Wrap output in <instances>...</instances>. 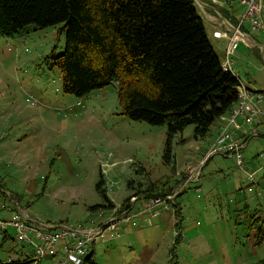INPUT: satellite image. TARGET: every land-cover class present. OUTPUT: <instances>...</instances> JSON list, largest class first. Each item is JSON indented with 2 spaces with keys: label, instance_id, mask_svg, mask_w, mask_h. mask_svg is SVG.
<instances>
[{
  "label": "rangeland",
  "instance_id": "obj_1",
  "mask_svg": "<svg viewBox=\"0 0 264 264\" xmlns=\"http://www.w3.org/2000/svg\"><path fill=\"white\" fill-rule=\"evenodd\" d=\"M234 6L239 18L242 7ZM196 7L223 60L222 17L207 9L215 18L210 20ZM61 26L29 24L12 35L0 34V218L20 214L30 226V240L43 244V233L54 223L102 228L105 239L93 248L99 264H264V241L256 244L255 231L248 233L246 228L255 208L264 215V127L243 150L244 170L233 157L206 158L218 120L204 138L195 137L194 125L177 133L168 161L167 125L126 116L117 82L82 97L63 91L62 74L51 58L52 51L65 50ZM259 43L262 46H248L242 41L234 61L242 79L264 90V40ZM202 161L197 184L178 193L180 176ZM247 172L255 173L253 182ZM102 173L108 196L118 208L135 191L129 182L138 187L139 182L156 181L166 188L164 193H176L175 204L162 206L159 216L152 218L155 211L144 207L146 196L138 195L128 212L134 216L120 225L119 236H111L108 221L115 211L89 210L105 203L96 187ZM180 221L178 230L175 224ZM9 229L13 238L0 237V260H17L31 251L32 264L34 246L19 243L15 230ZM67 242L54 241L58 254L44 258L43 264H70Z\"/></svg>",
  "mask_w": 264,
  "mask_h": 264
},
{
  "label": "trees",
  "instance_id": "obj_2",
  "mask_svg": "<svg viewBox=\"0 0 264 264\" xmlns=\"http://www.w3.org/2000/svg\"><path fill=\"white\" fill-rule=\"evenodd\" d=\"M196 6L195 0H0V34L12 35L29 24L62 25L65 50L52 51L51 58L62 74L63 91L82 97L117 82L126 116L167 125L164 156L170 161L177 133L194 125L195 137L204 138L239 96L240 77L223 67ZM102 175L96 187L105 203L90 206L91 211L116 208ZM139 184L128 183L135 191L118 209L130 206L133 196L166 192L156 181ZM252 217L246 228L255 231L260 245L264 215L255 208ZM94 253L83 264H99ZM31 262L30 252L12 264Z\"/></svg>",
  "mask_w": 264,
  "mask_h": 264
},
{
  "label": "built area",
  "instance_id": "obj_3",
  "mask_svg": "<svg viewBox=\"0 0 264 264\" xmlns=\"http://www.w3.org/2000/svg\"><path fill=\"white\" fill-rule=\"evenodd\" d=\"M237 2L242 7L240 17L235 23L228 19H222L225 29L220 32V38L225 41L224 59L222 65L226 70H230L239 76L235 69L234 55L242 41L247 45L256 44L251 39V31H264V0H195L196 5L209 16L207 9L212 6L227 5ZM217 5H215V4ZM219 9V8H218ZM219 11V10H217ZM219 13V12H218ZM258 46H262L261 44ZM264 46V45H263ZM238 100L232 109L220 118V124L212 146L206 154V158L222 154L226 157H234L237 165L241 169H245L243 150L247 146L249 140L253 136L260 135L258 125L264 124V90L256 89L251 83L244 81L240 77V85L238 86ZM258 123V125L256 124ZM205 161L189 172L182 174L179 178V190L186 191L191 185L197 184L202 174V166ZM248 179L253 182L254 172H247ZM199 186H197L198 188ZM108 188V187H107ZM200 190V187H199ZM133 196L130 200V206L118 209H112L115 212L110 217L108 224L111 228V236L120 235V225L123 222H130L134 215H128L132 209L133 203L138 199ZM176 198V193H165L151 197H143L145 201L144 207L155 211L151 215L155 218L159 216L158 212L161 207L172 206ZM100 210V209H99ZM107 222V221H106ZM120 222L119 225L116 223ZM10 227L15 230V238L19 243L32 244L35 248V257L32 264H43V259L48 256H55L58 251L52 248L54 241L58 238L68 239L66 249L69 250L67 260L70 264H82L83 257L89 253L90 248L101 240L105 239L106 232L99 227H90L88 224H81L76 227L71 225L54 223L50 229L43 233L47 238V243L31 241L28 236L29 225L24 223L20 214L10 219L0 218V235H9L12 233ZM77 239V241H75ZM11 261L2 262L0 264H12ZM64 260H60L57 264H64Z\"/></svg>",
  "mask_w": 264,
  "mask_h": 264
},
{
  "label": "crops",
  "instance_id": "obj_4",
  "mask_svg": "<svg viewBox=\"0 0 264 264\" xmlns=\"http://www.w3.org/2000/svg\"><path fill=\"white\" fill-rule=\"evenodd\" d=\"M207 1H211V0H207ZM237 2H234V3H232V4H227V5H219L218 7H215V6H212L211 5V8H209V9H212V10H214L216 13H218L219 12V14H220V16L222 17V19H228V20H230L231 21V19L232 20H234V19H236L237 20V17H236V8H235V6H234V4H236ZM215 4V3H214ZM215 5H217V4H215ZM219 8V9H218ZM217 10H219V11H217ZM208 18L210 19V20H215V18L213 17V16H211V15H209L208 16ZM258 32H262L263 34H264V31H258ZM250 35H251V39H254L255 40V42H256V44H257V46L258 45H260V43L259 42H262V40H264V35H262V36H256L255 34H252V32L250 33ZM255 35V36H254ZM249 46V45H248ZM224 47H225V41H224ZM258 47H260V46H258ZM224 50H225V48H224ZM235 69H236V62H235ZM237 71V70H236ZM238 72V71H237ZM239 73V77H241L240 76V72H238ZM244 80V79H243ZM245 81V80H244ZM250 83V82H249ZM218 128H219V126H220V124L222 123V121L221 120H219L218 119ZM257 125H258V123H256ZM262 127H264V124H262V125H258V128H259V131H260V128H262ZM260 133H261V131H260ZM245 149V148H244ZM234 158V157H233ZM243 170V169H242ZM183 230V229H182ZM0 237L1 238H3L4 236H1L0 235ZM185 237H184V234H183V237H182V240H185L184 239ZM24 249H21V251H23ZM31 252V251H30ZM30 252H28V251H25V254L26 253H30ZM3 261V260H2Z\"/></svg>",
  "mask_w": 264,
  "mask_h": 264
},
{
  "label": "clouds",
  "instance_id": "obj_5",
  "mask_svg": "<svg viewBox=\"0 0 264 264\" xmlns=\"http://www.w3.org/2000/svg\"><path fill=\"white\" fill-rule=\"evenodd\" d=\"M13 235V234H12ZM12 235L11 236H9V235H7L9 238L10 237H12ZM1 236H5V235H1ZM13 238V237H12ZM0 261H2V260H0ZM11 261V260H10ZM13 261V260H12ZM2 262H6V261H2ZM12 263V262H11Z\"/></svg>",
  "mask_w": 264,
  "mask_h": 264
},
{
  "label": "water",
  "instance_id": "obj_6",
  "mask_svg": "<svg viewBox=\"0 0 264 264\" xmlns=\"http://www.w3.org/2000/svg\"><path fill=\"white\" fill-rule=\"evenodd\" d=\"M263 53H264V48H263Z\"/></svg>",
  "mask_w": 264,
  "mask_h": 264
}]
</instances>
